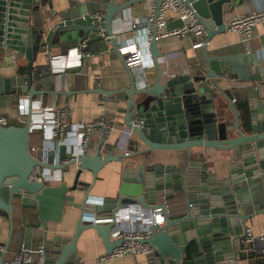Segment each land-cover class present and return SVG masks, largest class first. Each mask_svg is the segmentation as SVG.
I'll use <instances>...</instances> for the list:
<instances>
[{
  "label": "water",
  "instance_id": "water-1",
  "mask_svg": "<svg viewBox=\"0 0 264 264\" xmlns=\"http://www.w3.org/2000/svg\"><path fill=\"white\" fill-rule=\"evenodd\" d=\"M145 1L126 0L116 4L114 0H67L68 9L55 14L50 0H0V50L18 53L27 62L23 74L11 78L0 76V96H18L17 101L21 95L26 96L30 110L35 96L54 94L50 92L51 82L35 77L38 69L33 61L59 39L76 43L86 33L96 31L92 26L73 21L83 14L91 15L87 6H92L94 13L103 14L105 35L113 52L118 54L113 23L126 10ZM152 1L155 7L160 5V0ZM188 1L206 31L202 47L204 67L163 80L156 66L159 40L152 34L148 52L157 70L153 83L140 88L127 70V88L95 92L104 96L103 102L116 106V114L123 117L125 128L136 138L133 146L137 156L155 151L189 153L193 148L229 152L226 178L211 183L205 163L180 155L177 166L157 163L122 171L111 207L105 201L90 198L91 185L78 182L84 172H90L94 182L105 165L122 164L127 157L114 155V148L102 138L87 143L78 160L58 167L63 171L71 165L78 166L79 173L71 185H44L29 180L35 167L40 166L29 152V116L24 125L0 128V216L11 226H26L19 234L26 241L25 248H29L32 240L44 239L48 224L59 225L66 205L75 203L76 194H83L73 236L44 241L46 255L41 264H70L77 241L86 230L95 231L101 239L103 256L111 255L122 241H111L113 224H102L100 219L111 218L119 208L129 204L147 210L161 208L165 212L163 225L152 226L145 241L153 250L145 256L148 264H183L190 247V264H235L236 249L246 235L245 223L256 215H264V210L253 204V199L264 198V110L261 116L250 117L249 128L242 130L232 106L227 108L236 122L225 120L222 106L228 97L221 88L232 81L264 84V58L251 49L212 57L206 51L209 41L226 31L223 13L251 0ZM69 13L73 20L69 19ZM56 16L60 22L71 23L55 25L49 30L46 43L47 24ZM139 143L143 150H138ZM58 152L59 158L64 159L65 149L60 147ZM161 195L162 198L182 196L183 206L175 217L157 203ZM7 262L5 251L0 252V264Z\"/></svg>",
  "mask_w": 264,
  "mask_h": 264
},
{
  "label": "crops",
  "instance_id": "crops-1",
  "mask_svg": "<svg viewBox=\"0 0 264 264\" xmlns=\"http://www.w3.org/2000/svg\"><path fill=\"white\" fill-rule=\"evenodd\" d=\"M116 4L123 3L126 0H114ZM52 11L55 14L64 13L68 9L67 0H50ZM153 5L152 0L135 4L125 11L124 16L115 21L112 26V32L117 36L119 48L130 45H138L143 51L145 46V31L142 28L132 29V24L136 20H143L148 17ZM264 9V0H251L241 6L233 7L231 10L223 13L224 24L234 18L247 15ZM73 10V9H72ZM76 10V9H75ZM87 11L93 16L95 13L92 6H87ZM72 13L68 14L69 19ZM47 18L49 15H43ZM82 16H88L83 14ZM171 16V15H169ZM76 24H81L79 18L73 20ZM58 16L47 24L48 33L44 37L47 43L50 31L55 25L61 26ZM65 25L70 21L63 22ZM180 26L176 20H168L166 30L171 31ZM85 45L82 49L83 57L80 64L76 67L65 70L63 74H54L48 65V57H64L72 52L76 43L61 41L60 39L53 43L51 47L42 54L35 57L33 66L36 78H45L51 82L50 92L54 94L38 95L33 98V108L40 105L41 108L67 107L69 109L68 121L70 123H93L104 116L111 119V132L107 137V145L114 148V155L128 156L123 163L111 162L105 165L92 182L90 172H84L79 177V183L91 185L88 195L92 199L105 201L108 206H113L111 201L117 197L119 184L121 182L122 171L137 169L139 166H152L155 164L178 165L177 158L185 155L191 161L205 163L207 172L211 178V183L223 181L227 175V161L230 157L229 152L217 150H203L193 148L189 153L186 152H166L155 151L147 156H137L135 154L133 142L136 138L130 130L126 129L123 117L116 114V106L103 102L104 96L95 92L97 90L113 91L119 88L128 87L127 69L122 63L119 54L113 52L109 41L106 40L97 31L86 33L84 35ZM194 39L191 36L184 37H167L159 40L157 50L159 58L156 60V66L162 72L163 80L174 78L176 76L194 73L197 69L204 67L203 48L192 49ZM251 50L259 53L264 58V19L258 23L251 34ZM206 51L209 57L221 54H238L244 52L239 41V35L232 31H225L215 35L207 44ZM152 62V60H151ZM153 64V62H152ZM27 62L24 57L13 51L0 50V76L11 78L16 75L18 67H26ZM157 70L153 67L146 71V81L151 85L155 79ZM225 91L228 101H224L225 120L236 122L234 115L227 108L232 106L238 118L239 126L242 130L247 131L250 117L261 116L264 110V84H255L252 82H229L221 85ZM18 96L8 97L0 96V115L9 117L11 125L15 126L14 118L17 114V105L27 100L22 96L17 101ZM37 120V118H34ZM99 134H95L93 140L97 141ZM34 145L38 143V136L31 137ZM144 147L139 143L138 150ZM106 154V153H105ZM78 172L77 165H71L65 168L62 174V181L66 185H71L75 175ZM264 190V188H262ZM261 191V190H260ZM263 191H261L262 193ZM264 196V192L262 193ZM262 196V197H263ZM164 197V196H163ZM83 194L75 195V203L67 204L62 222L59 225L48 224L45 238L32 240L29 248L34 257L35 250L43 244L42 241L52 240L55 237H72L75 229V223L79 215L80 204H82ZM157 203L164 205L167 213L175 217L179 213V208L183 206L181 195L172 198L157 199ZM253 204L259 205L264 210V198L253 199ZM14 224V223H13ZM264 226V215H256L245 223V233L248 230L252 236H257ZM26 226L13 225L8 223L5 217L0 216V248H4L5 257L9 261L14 254L18 253L21 248H25V240L19 235L21 229ZM253 246L246 244L244 240L239 242L236 249L235 264H264V255L253 252ZM1 252V251H0ZM104 255V247L101 239L95 231L86 230L81 233L77 244L75 257L82 259L87 264H148L146 257L143 255H125L113 257L105 261H99ZM252 255L254 257H251ZM242 256V258H241Z\"/></svg>",
  "mask_w": 264,
  "mask_h": 264
},
{
  "label": "built area",
  "instance_id": "built-area-1",
  "mask_svg": "<svg viewBox=\"0 0 264 264\" xmlns=\"http://www.w3.org/2000/svg\"><path fill=\"white\" fill-rule=\"evenodd\" d=\"M171 15V16H169ZM264 19V9L237 17L224 24L227 31L239 35L240 44L244 52H249L251 34L254 27ZM81 23L92 26L106 40L103 29V14L95 13L93 16H82ZM168 20L180 22V26L171 31L166 30ZM59 24L65 25L63 22ZM59 26V25H58ZM142 28L145 31V46L143 51L138 45H130L118 48V54L123 65L131 72L140 88H146L149 84L146 81V71L153 67L148 52V41L152 34L156 39L162 40L167 37L191 36L194 39L192 49H200L204 46L206 31L200 23L199 18L188 0H160V5H152L150 14L146 19L136 20L132 29ZM85 39L79 41L71 53L64 57H48V65L54 74H63L65 70L76 67L83 57ZM33 104V103H32ZM17 114L14 118L16 125H24L29 116L28 135L38 136V144H32L29 152L40 166L35 167L30 176L32 182H42L44 185H57L62 181L60 166L68 165L78 160L85 152L87 143L92 142L94 135L99 134L106 143L111 132V119L109 116L88 124L70 123L68 121L69 109L67 107H44L37 105L28 109L27 100L17 105ZM37 118V120H34ZM11 125V119L0 115V128H7ZM95 139V138H94ZM107 144V143H106ZM65 149V158L60 159L59 148ZM125 153L124 156H128ZM164 206V205H162ZM165 207V206H164ZM166 208V207H165ZM164 211L161 208L147 210L138 204H129L119 208L111 218H102L100 223H112L110 232L111 241H122L120 247L116 248L111 255L102 257L99 261H105L113 257L125 255L147 256L153 252L145 241L148 239L152 226H161L164 223ZM244 241L253 246V252L264 255V226L257 236H252L247 230ZM34 252L21 248L14 254L7 264H41L46 253L44 241ZM4 248H0L4 252ZM70 264H87L82 259L74 257Z\"/></svg>",
  "mask_w": 264,
  "mask_h": 264
},
{
  "label": "trees",
  "instance_id": "trees-1",
  "mask_svg": "<svg viewBox=\"0 0 264 264\" xmlns=\"http://www.w3.org/2000/svg\"><path fill=\"white\" fill-rule=\"evenodd\" d=\"M26 70V67H18L17 68V73L19 74H23L24 71ZM38 144V143H37ZM32 145V142H31V137H29V143H28V147H30ZM191 254H192V248H188L187 251H186V254H185V258H184V262L183 264H190V261H191ZM250 258L251 257H254L252 255H249ZM242 258V256H241Z\"/></svg>",
  "mask_w": 264,
  "mask_h": 264
}]
</instances>
